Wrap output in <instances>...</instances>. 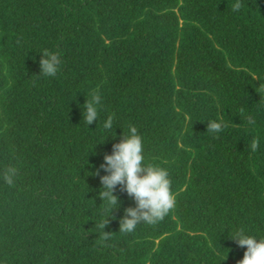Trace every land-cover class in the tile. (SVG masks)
<instances>
[{"label": "trees", "instance_id": "1", "mask_svg": "<svg viewBox=\"0 0 264 264\" xmlns=\"http://www.w3.org/2000/svg\"><path fill=\"white\" fill-rule=\"evenodd\" d=\"M241 2L0 0V173L18 169L0 178V264H238L230 236L264 238V0ZM44 49L56 76L37 77ZM130 126L176 206L122 234L135 202L118 185L102 229L94 173Z\"/></svg>", "mask_w": 264, "mask_h": 264}, {"label": "clouds", "instance_id": "2", "mask_svg": "<svg viewBox=\"0 0 264 264\" xmlns=\"http://www.w3.org/2000/svg\"><path fill=\"white\" fill-rule=\"evenodd\" d=\"M231 7L233 12H239L242 7L241 0H234ZM39 54L40 73L37 77H52L62 71L63 61L60 53L44 49ZM101 103L102 97L98 90L85 101L83 120L87 127L98 120ZM114 118V115H109L103 121L102 131L105 135L101 142L108 136L115 137ZM222 129L223 126L219 122H207L208 132L220 133ZM252 147L257 148L258 143ZM144 160L142 138L134 126L128 128L126 135L122 134L120 142L112 145L110 155L103 156V163L94 173L100 177L102 187L98 195L107 213L101 225L102 229L108 223L106 218L111 211L118 207V198L114 195L118 185L135 202L134 207L124 209V215L119 221V232L122 234L134 232L141 223L151 225L163 220L176 206V195L172 191V180L168 170L158 165H145ZM101 170L106 174L100 175ZM17 175L18 169L8 166L0 173V178L7 185L13 186ZM230 238L239 246L246 248L238 264H264V238L249 235L243 229L233 233Z\"/></svg>", "mask_w": 264, "mask_h": 264}]
</instances>
